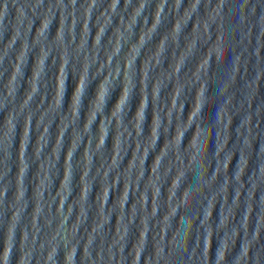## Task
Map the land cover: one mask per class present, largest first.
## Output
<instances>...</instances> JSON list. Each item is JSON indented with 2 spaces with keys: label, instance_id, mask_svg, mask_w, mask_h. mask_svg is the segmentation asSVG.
I'll use <instances>...</instances> for the list:
<instances>
[{
  "label": "water",
  "instance_id": "water-1",
  "mask_svg": "<svg viewBox=\"0 0 264 264\" xmlns=\"http://www.w3.org/2000/svg\"><path fill=\"white\" fill-rule=\"evenodd\" d=\"M0 264H264V0H0Z\"/></svg>",
  "mask_w": 264,
  "mask_h": 264
}]
</instances>
